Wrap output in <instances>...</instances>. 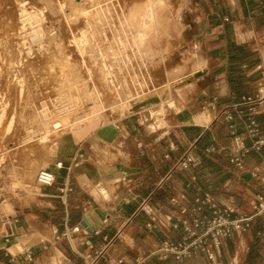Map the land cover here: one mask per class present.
I'll list each match as a JSON object with an SVG mask.
<instances>
[{"label":"crops","instance_id":"obj_1","mask_svg":"<svg viewBox=\"0 0 264 264\" xmlns=\"http://www.w3.org/2000/svg\"><path fill=\"white\" fill-rule=\"evenodd\" d=\"M162 1L154 21L134 22L153 26L144 30L142 70L168 78L181 65L177 73L200 75L153 104L98 112L60 134L47 168L57 185L38 184L23 208H0V264H209L205 255L177 262L153 252L182 239L198 196L245 212L264 196V147L242 168L231 161L242 140L252 143L244 96L262 99L264 136V0ZM185 154L191 167H176ZM219 259L264 264V215L223 239Z\"/></svg>","mask_w":264,"mask_h":264},{"label":"rangeland","instance_id":"obj_2","mask_svg":"<svg viewBox=\"0 0 264 264\" xmlns=\"http://www.w3.org/2000/svg\"><path fill=\"white\" fill-rule=\"evenodd\" d=\"M150 3L155 20L162 0H79L72 9L65 0H0V208L30 202L60 134L98 112L133 110V97L169 96L193 75L177 73L181 65L168 78L142 70L153 26L134 22H149Z\"/></svg>","mask_w":264,"mask_h":264},{"label":"built area","instance_id":"obj_3","mask_svg":"<svg viewBox=\"0 0 264 264\" xmlns=\"http://www.w3.org/2000/svg\"><path fill=\"white\" fill-rule=\"evenodd\" d=\"M243 103L248 112L247 132L252 139L251 145H245L242 140V149L237 156L231 159L237 167H244V158L252 150L261 151L264 147V136L262 135V124L257 120L256 114L262 99L255 100L253 96H244ZM244 113V109L239 110ZM228 118H232L228 114ZM234 132V130L232 131ZM207 152H213L215 146L211 144L207 147ZM193 163V158L185 154L175 161L176 167L189 169ZM58 167L62 162L56 163ZM255 176L256 173H253ZM37 182L43 186L54 187L57 185L56 175L47 168H41L37 173ZM60 194H66L69 191V184L64 183L57 186ZM186 209L182 212L186 213ZM191 218H184L185 233L178 242L165 240L154 250L153 255L160 259L173 257L177 262H183L185 259L205 255L209 264H222L219 259L221 254L223 239L231 237L235 232H244L251 226L256 216L264 215V196L260 195L253 206L252 212H245L236 207L220 206L210 193H205L196 198L195 206L192 210ZM80 226H74L73 231H79Z\"/></svg>","mask_w":264,"mask_h":264},{"label":"bare ground","instance_id":"obj_4","mask_svg":"<svg viewBox=\"0 0 264 264\" xmlns=\"http://www.w3.org/2000/svg\"><path fill=\"white\" fill-rule=\"evenodd\" d=\"M78 1L79 0H65V5L67 6V8L68 9H72V8H70V5H71V3H78ZM74 6V5H73ZM72 6V7H73ZM152 4L150 3V4H148V7H147V10H146V12H145V14H146V19L148 20V21H153L154 20V11H153V9H152ZM145 18V17H144ZM147 22V21H146ZM194 76H198V75H200V71H197V72H195L194 74H193ZM91 88H92V86H90L89 84H87L86 86H85V94L88 96V95H90L91 94ZM159 97L156 95V94H154V95H149V96H145V97H133V98H131L129 101H128V105H130V106H134V105H137V104H140V103H143V102H149V104H153L155 101V99H158ZM47 118V117H46ZM51 121V120H50ZM44 123H45V121H44ZM47 124V123H46ZM55 126H58L59 125V123L58 122H56L55 124H54Z\"/></svg>","mask_w":264,"mask_h":264},{"label":"water","instance_id":"obj_5","mask_svg":"<svg viewBox=\"0 0 264 264\" xmlns=\"http://www.w3.org/2000/svg\"><path fill=\"white\" fill-rule=\"evenodd\" d=\"M154 101L156 102V101H158V99H155ZM147 105H149V102H143V103H140V104L134 105V106H133V109L136 110V109L142 108V107L147 106Z\"/></svg>","mask_w":264,"mask_h":264}]
</instances>
